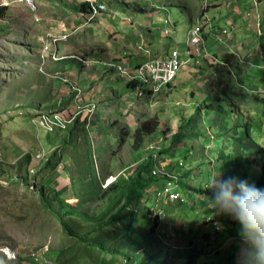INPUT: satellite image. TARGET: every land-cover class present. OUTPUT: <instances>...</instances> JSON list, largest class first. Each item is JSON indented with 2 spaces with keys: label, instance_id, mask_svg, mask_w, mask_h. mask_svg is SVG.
Instances as JSON below:
<instances>
[{
  "label": "rangeland",
  "instance_id": "1",
  "mask_svg": "<svg viewBox=\"0 0 264 264\" xmlns=\"http://www.w3.org/2000/svg\"><path fill=\"white\" fill-rule=\"evenodd\" d=\"M87 1L95 2V7L102 4L107 11L84 16H80V12H70L69 8H76L77 3ZM1 4L8 6L7 13L20 23L12 27L10 18L8 22L0 17V25L7 22L10 32L14 31L17 36L8 37L20 40L23 27L28 40L22 45L34 48H31V54L24 51L23 54H13L10 43H5L7 51L3 50L4 43L0 44V264H92L91 258L103 257L83 241L92 238L93 234L86 235L92 226L85 225L74 216H67L65 221L74 232L69 235L60 219L46 208L43 197L52 198L49 190L53 186L63 188L67 202L75 204L80 213L99 215L112 197L108 188L110 184L134 168V158H140L142 154L147 156L171 142L182 117L196 114L198 107L205 120L203 132L210 134L213 141L218 134L217 126L223 125L217 114L219 105H225V101L218 100V82L213 68L209 67L211 61L202 62L204 70L195 57H190L188 26L199 17L201 7H209L208 14L214 19L212 23L228 28L226 37L221 36L217 41L210 35L207 48L210 55L216 50L212 56L217 58L228 50L234 52L244 64L241 74L233 73L235 85L232 83L231 86L239 91L236 76L245 78L246 82H252L253 79L249 78L253 76L260 81L264 79V69L258 66L264 54L258 56L259 49L252 39L257 33L263 34L259 26L264 14V0H0ZM232 9L235 14L230 17ZM224 16L226 18L222 19ZM0 39L4 38L0 36ZM31 39L35 40L34 43ZM256 40L260 41V37L256 36ZM154 42H158L160 47L154 54L151 52L152 57L160 55L163 49L177 48L180 51V58L186 63L178 77L158 93H155L156 89L149 93L152 82H144L148 76L145 72V76L136 75L137 88L126 87L130 77L119 76L108 68L107 63L121 60V64H127L128 71H131L130 76H134L145 55L140 51L145 49L150 55L149 46ZM16 44L19 45V41ZM136 48L140 52L138 55L135 54ZM22 59L25 64L20 66ZM256 87L259 92L256 95L264 97V80ZM78 88L79 91L73 95L72 91ZM125 89L127 95L123 96ZM144 89L146 95L143 94ZM71 94L73 96L70 97ZM252 97L250 94L246 98L234 97L232 105ZM59 103L64 105L56 113L64 121L59 128L49 131L41 121L47 113L36 116L33 109L45 110ZM240 107L243 110L245 104L242 102ZM146 118L155 119L158 127L151 136L144 134L141 144L136 132L143 127ZM209 119L212 125L207 123ZM99 124L100 136L97 135ZM105 126L108 127L107 133H103ZM199 140L177 142L174 150L178 145L183 146L181 151L178 148L173 159L159 160L157 156L161 165L176 167V173L180 166L183 173L193 167L192 201L184 195L183 203L169 204V201L157 198L153 199V205L147 204L151 215L161 214L167 235L174 241V244L164 246L168 254L164 261L168 264H182L183 252L190 249L195 250L197 259L194 264H205L204 259L212 261L211 253L208 256L203 254L205 250L211 252L209 242L217 246L221 255L214 257L212 263L219 264L234 251L239 239L237 232L232 233L229 229V233L222 232L229 226L238 229V223L230 218L212 217L210 222L219 220L223 224L219 231L213 223L207 224V217L204 219L201 215L200 218L206 204L211 208L208 202L198 204L195 194L198 180L202 179L204 185L208 179L206 165L201 176L197 174L196 161L183 158L189 154L185 146L195 148ZM87 143L92 151L95 177L87 179L89 184H84V187L89 185L88 194L84 190L82 198L78 199L75 187L79 182L78 175L85 172ZM99 146L102 148L97 152ZM206 146L204 157L214 164L216 153L212 150H216L217 142L206 143ZM55 152L63 156V161L51 170L47 162ZM80 154L82 157L78 158ZM192 156H196V151ZM56 160L54 156L50 164ZM167 187L169 191L175 189L171 184ZM183 193L187 194V191ZM205 213L210 214L212 210ZM225 222L230 225L225 226ZM179 232L186 233L188 237ZM151 236L145 237L144 242L151 252L161 255L163 243L156 240H160L162 235L152 230ZM101 239H104L102 233L98 235V240ZM186 240L190 243L184 248ZM107 241L108 245L118 249L125 246L123 241L115 242L114 236ZM106 258L110 259V255ZM112 264H120L119 259L115 258Z\"/></svg>",
  "mask_w": 264,
  "mask_h": 264
},
{
  "label": "trees",
  "instance_id": "2",
  "mask_svg": "<svg viewBox=\"0 0 264 264\" xmlns=\"http://www.w3.org/2000/svg\"><path fill=\"white\" fill-rule=\"evenodd\" d=\"M60 7L63 9L61 3ZM7 10L8 6L1 4L0 17H4L6 21H8L10 18V21L13 23L12 27L16 24L20 25L19 22H15L14 16L12 17L7 13ZM69 10L71 13L80 12V16L83 14H90L91 12L98 13L100 11H104L101 10L99 4L97 7H95V5L91 4L89 1L77 3L76 8H69ZM164 21H166V18L163 19V25L165 24ZM261 21L262 23L259 28L263 34L256 32L257 34L252 37L254 46L259 49L258 56L264 54V14ZM22 29L20 30V40H16L8 37V35H11L13 38H16L17 36L15 35L14 31L10 32L7 22H4L0 25V36L4 38L0 39V44L4 43V51H7L5 48L8 47L5 43H10L13 54H23V51L25 53H32L31 48H34V46L31 45L32 47H30L22 45L23 41L26 43L28 40L26 31H23ZM256 36L260 37V41L256 40ZM70 38H73V36ZM31 40L32 42L35 41L34 39ZM17 41H19V45L16 44ZM261 44L262 46H260ZM259 47L262 48L260 49ZM163 50L167 51L166 49ZM137 52L139 53V51ZM18 58L19 57L17 56V59ZM220 60L221 62L210 63L209 66L213 68V73H215V77L218 82V100L219 102L222 100L225 101V105H219L220 109L218 110L217 114L218 120L221 118L223 125L217 126L216 130L218 131V134L216 138L213 139V141L210 134L203 132L205 120H203L201 108L198 107L196 114H189L188 116L182 117V121L177 127V130L172 134L173 136L171 138V142L166 145H162L159 150L152 152L147 156H143L142 154L140 158H138L139 156L134 158V168L128 171L126 174L119 175L110 184L108 188L112 193V197L109 199L106 207L99 215L90 216L80 213L75 207V204L72 205L67 202V198L63 196V188H57L53 186L49 190L52 198L50 199L48 196L43 197V203L45 204L46 208H48L53 215L60 219V224L69 235H73L74 232L69 228L68 222L65 221V217L67 216H74L80 222H84L85 225L92 226V228L88 231L90 233L86 234H93L92 238H89L90 240H83V237H80L81 240L87 243L88 247L97 249L100 255L103 256L102 258H91L90 261L92 264H112L115 262V258L119 259L120 264H168L164 261L168 255L167 251H164V246L169 243L174 244V241L172 242L170 236L167 235L165 224L162 221L163 219H161V214L151 215V208L147 204L150 203L153 205V199L156 200L157 198L169 201V204H173L175 202L183 203L184 195L189 197V201H192L190 198L193 196V167H190L186 173H183L180 166V169L177 170L176 173V167L174 168L173 165L163 166L159 161L160 159H165L166 157H171V159H173V156L178 148H180V151L182 150L181 148L183 145H178V147L174 150V145L177 142L200 138L197 147H195L197 148L196 150L192 146H185L188 147L189 154L185 155L187 157L183 156L185 160L188 159L189 161H196L195 167L197 169V174L202 176L203 166L206 165L208 178L213 176L214 173L215 175L217 173H220L221 175H238L242 178L248 179L250 182L256 183L258 186H264V97L256 95L259 94L256 85H258V83L262 82L264 79L260 81L259 78L255 79L253 76L249 78V80L253 79L252 82H246L245 78H238L236 76V85L237 87H240V90H235V86H231L232 83L234 84V82H232L233 73L235 74L236 71L240 73L241 70L244 69V64L238 60L234 52L224 53ZM120 61L113 63L117 66V64L121 63ZM24 62L25 60L22 59L20 61V66L24 65ZM261 62H258V66L264 69V59H262ZM115 65H113L114 67L109 66L108 68L117 72L118 69ZM122 65L125 66L127 64ZM138 65L137 67L135 65V74H137V68L139 67ZM21 68L24 69L25 67ZM261 75H263V73H261ZM119 76H121V74H119ZM259 76L260 74H258V77ZM3 79L5 80V78ZM125 84L126 87H131L133 89L137 88L138 86L136 77ZM78 91L79 88L72 91L73 95H75ZM153 92L154 90L151 88L149 93L151 94ZM143 94H147L146 89H144ZM248 94L252 95L253 97L251 99H244V101H242L245 104V108H243V110L240 107L242 102H237L236 104L232 105V99L234 97L246 98ZM73 95L71 94L70 97ZM124 95H127L126 89L123 96ZM63 105V103H59L58 106L47 108L45 110H33L36 116H39L41 113L45 112L47 114H54V112L59 111L57 109H61ZM90 120L91 117L89 119V123ZM207 123L212 125L210 119L207 121ZM142 124L143 127L139 128L136 132L138 143L141 144L143 143V140L141 139H143L144 134L147 133L151 136V133L154 130L156 131L158 127L157 121L153 118H146ZM54 130L55 129L50 131ZM100 130L99 124L97 125V135L99 136L101 135ZM107 131L108 127L105 126L103 133H107ZM85 135L86 138H88V134L85 133ZM220 140H222L223 143H221ZM210 142L212 144L213 142H217L216 150L211 149L212 153H216V160L214 161V164H211V161L206 159V156L204 157L206 147L208 146H206V143L211 145ZM87 145L84 163L85 172L84 174L82 173L78 175L79 182L75 187V195L78 199L82 198L84 190L86 191V194H88L87 191H89V185L86 188L84 187V184H89L87 179L92 180L95 177L92 151L89 143H87ZM100 148L102 147L99 146V148H96V151L99 152ZM105 151H107V148H105ZM193 151H196V158L192 156ZM54 156L57 158V160L55 163L50 164ZM157 156L160 157L159 160ZM81 157L82 155L80 154L78 158ZM61 161H63V156H60L59 154L57 155V152H55L50 156L47 162V167L51 170H54ZM83 175H85L84 178L81 177ZM47 176H49V174ZM23 181L25 182V180ZM205 182L206 183L202 185L203 180H198V185L195 191V194H197L198 198V204L200 205L208 202L207 196L209 195L210 190L207 189V181ZM168 184L173 185L175 188H173L174 190L169 191L171 193L177 194L175 199L168 198ZM184 190L187 191V194L183 193ZM83 197H85V195ZM207 210H210L211 212L212 209L208 208L206 204L204 211L206 212ZM205 212L200 214V218L201 215H204V219L212 215V213L207 214ZM212 220L213 219H211V221ZM209 222L210 219L207 224H209ZM210 223L212 224L213 222ZM226 225H230V223L225 222V226ZM225 229L226 230H223L222 232H228V229L232 233L237 232L236 226H229ZM152 230H154L156 234L159 232L162 235V237L159 238L160 240H156L155 238L156 241L163 243L161 255L151 252V248L148 247L147 242H144L145 237L152 235ZM101 233L103 234L104 239L98 240V235ZM179 233L183 237H188L185 236L186 233L184 232ZM111 236H114L116 240L115 242L123 241V245L125 246L122 249H118L114 246L108 245L107 238H110ZM152 241H154V238ZM185 243L186 244L184 248L189 246L190 240H186ZM209 246L211 248V252L205 250L203 251V254L205 255V253H207L206 256H208L211 253L210 259H212V261L214 257L219 258L221 255L217 252V246H214L210 242ZM234 251L225 257L224 261L220 262L219 264H224L225 262L227 264H232ZM107 255H110V259L106 258ZM150 258L151 260H149ZM31 259L33 260V258ZM183 259L184 262L182 264H194L197 259L195 250L190 249L189 251L186 250L183 252ZM212 261L208 262L204 259L205 264L206 262L213 264Z\"/></svg>",
  "mask_w": 264,
  "mask_h": 264
},
{
  "label": "clouds",
  "instance_id": "3",
  "mask_svg": "<svg viewBox=\"0 0 264 264\" xmlns=\"http://www.w3.org/2000/svg\"><path fill=\"white\" fill-rule=\"evenodd\" d=\"M94 3L95 2L91 4ZM208 11L209 7H201V14L198 15L199 17L193 24L191 23L187 29L188 31L189 28L197 23L203 24L201 33L202 43L201 46H199V55L195 52L194 47L188 44L187 39L190 57H195L196 61L200 63L199 67H202V69L205 68L203 67L202 62H221V58L212 56L214 52L212 55L209 54L207 48L208 37L213 35L215 41H217L221 36L226 37L225 34H228L222 32V30L227 27L217 26V24L212 23L214 19L209 16ZM206 17L209 18V25L203 23V21L206 20ZM205 36H207V39H205ZM221 41H223V38ZM146 49L150 50L148 47ZM135 50L138 49L136 48ZM169 50L171 49H168L167 51ZM162 52H164V50ZM178 52L180 53L179 50ZM228 52L230 51L228 50ZM145 53L149 55L147 52ZM149 56H151V51ZM180 60L182 61V64L175 77L169 82L161 85L155 93H158L175 81L182 66L186 63V61L181 58ZM181 164H183V160ZM207 189L210 190L207 197L208 204L212 209V215L207 218L211 220L213 216H223L230 218L239 225L237 229L239 239L235 246L232 264H264V186H258L256 183L250 182L248 179L242 178L238 175H221L220 173H217L208 178ZM213 226L218 231L223 228V224L219 220H214Z\"/></svg>",
  "mask_w": 264,
  "mask_h": 264
},
{
  "label": "built area",
  "instance_id": "4",
  "mask_svg": "<svg viewBox=\"0 0 264 264\" xmlns=\"http://www.w3.org/2000/svg\"><path fill=\"white\" fill-rule=\"evenodd\" d=\"M203 23L209 25V18L206 17V20H204ZM202 25V23H197L187 31L188 44L194 47V50L198 55L200 54L198 49L202 43ZM222 32L228 33V28L223 29ZM45 49H48V46H46ZM140 52L145 53L147 51L142 49ZM160 55L152 57L153 60L151 63H146L139 67L142 72H148V77L153 79L155 78V81H157V90L161 85L169 82L175 77L182 64V61L180 60V53L177 49H171L167 52L164 51ZM140 74L145 76L143 73ZM41 121L42 124L50 131L56 127L59 128V125L62 124V121L64 120L55 112L54 114L43 115ZM167 191L169 192V190ZM176 197V193H168L169 199H175Z\"/></svg>",
  "mask_w": 264,
  "mask_h": 264
},
{
  "label": "bare ground",
  "instance_id": "5",
  "mask_svg": "<svg viewBox=\"0 0 264 264\" xmlns=\"http://www.w3.org/2000/svg\"><path fill=\"white\" fill-rule=\"evenodd\" d=\"M98 4V3H97ZM99 6H100V8H101V10H104L105 11V9H104V6L102 5V4H99ZM199 50V49H198ZM146 57V58H145ZM152 57L151 56H149V55H147L146 53H145V55H144V57L141 59V61L139 62V67L140 66H142V65H144V64H146V63H151L152 62ZM114 62V61H113ZM113 65H115L114 63H112V62H110V63H107V66H113ZM116 66V65H115ZM114 67V66H113ZM117 72L119 73V74H121V75H123L124 77H127V76H129L130 77V80L132 79V77H136V75H141L140 73H143L140 69H139V67L137 68V74H135L134 76H130V74H132V73H130L131 71L129 70L128 71V67H127V65H122L121 63L120 64H117ZM135 73V72H134ZM146 73H148L147 71H145V74ZM147 75V74H146ZM142 76V75H141ZM144 82L146 83L147 81H151L152 82V88H153V90L154 89H156L155 87H157V81H155V78L153 79V78H150V77H146V78H144ZM156 91H157V89H156ZM140 94V93H139Z\"/></svg>",
  "mask_w": 264,
  "mask_h": 264
},
{
  "label": "crops",
  "instance_id": "6",
  "mask_svg": "<svg viewBox=\"0 0 264 264\" xmlns=\"http://www.w3.org/2000/svg\"><path fill=\"white\" fill-rule=\"evenodd\" d=\"M233 8V7H232ZM233 11V12H232ZM230 13V17H231V15H233V14H235L234 13V9H232L231 10V12H229ZM226 18V16H224L222 19H225ZM126 25H128V26H130V24H126ZM190 25V24H189ZM157 26V25H156ZM161 28H162V26H161ZM153 30H155V28L153 29ZM235 35V33L233 34V36ZM170 44H171V46H173V43H172V39H171V42H170ZM169 44V45H170ZM124 45V44H123ZM159 45V43L158 42H154L153 44H151L150 45V49H151V52H152V54H154V51L155 50H158L159 48L158 47H160V46H158ZM169 45H167V46H169ZM167 46H164V47H167ZM124 47V46H123ZM215 52H216V50H215ZM214 52V53H215ZM135 53H136V55H138V52L137 51H135Z\"/></svg>",
  "mask_w": 264,
  "mask_h": 264
}]
</instances>
